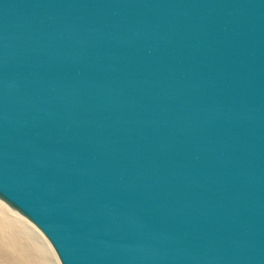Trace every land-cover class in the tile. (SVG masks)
<instances>
[{
  "label": "water",
  "instance_id": "obj_1",
  "mask_svg": "<svg viewBox=\"0 0 264 264\" xmlns=\"http://www.w3.org/2000/svg\"><path fill=\"white\" fill-rule=\"evenodd\" d=\"M0 200L60 264H264V0H0Z\"/></svg>",
  "mask_w": 264,
  "mask_h": 264
},
{
  "label": "bare ground",
  "instance_id": "obj_2",
  "mask_svg": "<svg viewBox=\"0 0 264 264\" xmlns=\"http://www.w3.org/2000/svg\"><path fill=\"white\" fill-rule=\"evenodd\" d=\"M2 209L3 207L0 204V258L3 259L2 261L0 260V264H20L18 261H16L17 253L19 256L26 255L27 253H25L24 250L17 249V247H19V245L17 244V239L19 238L10 233L16 234V231H18L19 233H24L23 229L22 231L19 230V228H22V227L24 228V225H23V222L20 221L18 218L3 214ZM5 219L7 220V222H5ZM1 229L3 231H6L7 229L10 235L4 236ZM24 230L28 232V234H25V233L24 234L26 235L27 240H29V243L31 244V246H33L32 243L34 242V238L31 232L29 231V229H26V227L24 228ZM34 246L33 248L34 250L37 251L39 260H41V262H43L44 264H54L53 259L52 258L50 259L48 257L45 250L36 241L34 243ZM5 248H8L7 251H5ZM55 264H58V263H55Z\"/></svg>",
  "mask_w": 264,
  "mask_h": 264
},
{
  "label": "rangeland",
  "instance_id": "obj_3",
  "mask_svg": "<svg viewBox=\"0 0 264 264\" xmlns=\"http://www.w3.org/2000/svg\"><path fill=\"white\" fill-rule=\"evenodd\" d=\"M0 204L3 207V209H2L3 214L8 215V216H14V217L18 218L20 221L23 222L24 228L26 227V229H29V231L31 232V234L34 238V242L32 243L33 246H34V243L36 241L45 250L48 257L50 259L51 258L53 259L54 264L55 263L60 264L53 247H51L52 245H50V243L48 242V239L44 236V234L36 226L31 221L26 219L24 216L19 214L17 211L10 208L4 201L0 200ZM5 222H7L6 219H5ZM24 228L23 227L19 228V230L22 231V229H23V232L25 234H28V232L26 230H24ZM1 231H2L4 236H9L10 234L17 236L19 238V239H17V244L19 245V247H17V249L24 250L25 253H27L26 255H21V256H19L17 253L16 261H18L20 264H44L43 262H41V260H39L38 253L36 250H34L35 246H34V248H33V246H31V244L29 243V240H27L26 235L24 233H19L18 231H16V234H14V233L9 234L7 229H6V231H3L1 229ZM7 249L8 248H5V251H7ZM0 260L2 261L3 259L0 258Z\"/></svg>",
  "mask_w": 264,
  "mask_h": 264
}]
</instances>
